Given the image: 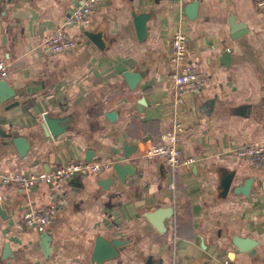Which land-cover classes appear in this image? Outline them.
<instances>
[{"label": "crops", "instance_id": "1", "mask_svg": "<svg viewBox=\"0 0 264 264\" xmlns=\"http://www.w3.org/2000/svg\"><path fill=\"white\" fill-rule=\"evenodd\" d=\"M81 1L0 0V55L19 101L8 110L0 106V177L86 162L87 152L90 162L112 166L125 162L124 145L136 174L124 182L114 177L106 188L100 183L114 175L111 167L58 187H0V264H95L97 237L123 242L118 257L103 264H264V168L235 156L239 148L264 144L261 0H198L194 19L185 15L192 1L104 0L87 26L66 30L80 38L76 50L52 55L44 39ZM133 13L149 15L143 41ZM178 33L187 37L178 68L207 75L196 91L199 123L187 130L180 124L186 106L171 83L177 66L170 42ZM87 34H99L98 43ZM126 71L144 73L134 90ZM173 131L183 157L197 159L176 173L144 157ZM17 137L25 141L24 157L12 142ZM225 173L233 174L232 188L252 179L249 196L222 197ZM51 205L56 214L43 246L40 233L18 225L26 212ZM162 208L173 213L159 232L145 215ZM233 237L256 246L240 252Z\"/></svg>", "mask_w": 264, "mask_h": 264}, {"label": "built area", "instance_id": "2", "mask_svg": "<svg viewBox=\"0 0 264 264\" xmlns=\"http://www.w3.org/2000/svg\"><path fill=\"white\" fill-rule=\"evenodd\" d=\"M104 0H82L76 5L64 20L58 31L43 41V46L48 49L52 55L61 53H69L75 51L78 47L80 38L76 35H70L66 30L73 26H87L94 15L97 7ZM181 3H187L194 0H180ZM259 8H264V0L258 2ZM171 60L176 64L180 58L187 54V37L181 33L176 34L170 42ZM9 77L8 64L0 55V81H7ZM207 81V75L202 71H197L190 66L175 69L171 76V83L174 86L176 96L186 91H197L201 89ZM179 124L175 125V129ZM179 142L177 135L173 133L164 135L161 144L151 145L144 157L147 160L160 159L164 162L167 169L171 173H176L180 167H189L197 162L194 157H183L179 150ZM237 159L247 162L254 169L264 168V144H253L250 146L239 148L235 152ZM109 163L99 162H70L59 166L50 172L30 173L23 175L14 173L11 175H3L0 177L1 189L13 184L20 188L28 189L41 183L54 185L56 187L72 180L76 177L85 178L89 176H97L102 171L109 170ZM56 214L55 205H51L45 209L26 212L18 225V230L24 229L43 233L47 226L52 222ZM219 264H230L229 261H223Z\"/></svg>", "mask_w": 264, "mask_h": 264}, {"label": "water", "instance_id": "3", "mask_svg": "<svg viewBox=\"0 0 264 264\" xmlns=\"http://www.w3.org/2000/svg\"><path fill=\"white\" fill-rule=\"evenodd\" d=\"M7 3H10L13 0H3ZM199 1L194 0L191 3H188L185 6V15L189 19H194L197 14ZM134 23L136 26L137 35L140 41H143L146 37L147 26L146 23L149 20L148 14H135L133 13ZM244 34V33H243ZM239 33V35L235 38H238L243 35ZM90 39L94 40L98 43V39L100 35H90L87 34ZM97 40V41H96ZM100 41V40H99ZM123 78L127 82L128 87L131 90H134L141 80L144 78V73L142 72H130L126 71L123 73ZM16 90L7 82L0 81V106H4L5 110L11 109L15 106L19 105L18 100H14L16 97ZM180 99L184 102L186 106V114L182 116L180 124L182 129H191L198 125V111H197V103H196V91H186L180 95ZM8 103V104H7ZM139 104L141 106L144 105V101H140ZM115 113H110L108 115L109 119H113ZM50 125V124H47ZM50 128V126H48ZM147 137L144 138V141H147ZM12 142L17 145L19 150V156L24 157L26 151L21 150V146L25 145V141L22 138H13ZM123 159L125 162L116 161L112 164L111 169L114 175H111L110 178L102 181L100 185L106 188V185L109 182H112L114 177L119 179L121 182H124L127 177H131L136 174V168L134 165L128 161L130 156L132 155V151L130 150L128 145H124ZM93 158L92 152H87L85 156L86 162H90ZM233 180L232 173H225L221 179V196L226 197L229 192H233L236 195L249 196L251 186L253 183L252 179H247L241 186H237L235 188L231 187ZM261 189L264 192V181L261 183ZM173 210L171 208H162L158 209L152 213H147L145 216L147 220L157 229L159 232H162L164 229V221L170 219L172 216ZM0 216L3 218L5 213L0 206ZM42 245L44 246L47 243V233H40ZM234 245L240 252L249 253L256 246V242L249 238H241V237H233ZM123 242L116 240H105L102 237H97L95 240L94 248L91 254V261L95 264H103L107 261L114 260L118 257L120 250L122 249ZM8 247L5 246V253H7ZM150 261V259H149Z\"/></svg>", "mask_w": 264, "mask_h": 264}]
</instances>
